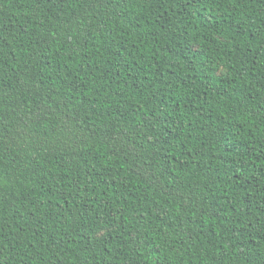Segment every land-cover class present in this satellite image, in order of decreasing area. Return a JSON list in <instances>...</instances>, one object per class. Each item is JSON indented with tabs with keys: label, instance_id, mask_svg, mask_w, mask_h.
I'll return each instance as SVG.
<instances>
[{
	"label": "trees",
	"instance_id": "obj_1",
	"mask_svg": "<svg viewBox=\"0 0 264 264\" xmlns=\"http://www.w3.org/2000/svg\"><path fill=\"white\" fill-rule=\"evenodd\" d=\"M0 264H264V0H0Z\"/></svg>",
	"mask_w": 264,
	"mask_h": 264
}]
</instances>
